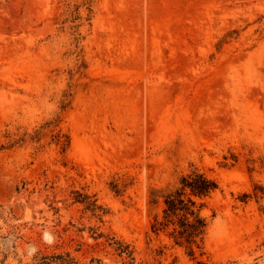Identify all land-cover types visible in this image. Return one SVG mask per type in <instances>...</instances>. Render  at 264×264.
<instances>
[{"label":"rangeland","instance_id":"obj_1","mask_svg":"<svg viewBox=\"0 0 264 264\" xmlns=\"http://www.w3.org/2000/svg\"><path fill=\"white\" fill-rule=\"evenodd\" d=\"M193 168L219 189L190 255L151 192ZM92 233L135 264H264V0H0V264H125Z\"/></svg>","mask_w":264,"mask_h":264},{"label":"trees","instance_id":"obj_2","mask_svg":"<svg viewBox=\"0 0 264 264\" xmlns=\"http://www.w3.org/2000/svg\"><path fill=\"white\" fill-rule=\"evenodd\" d=\"M57 137L60 138L61 136L57 134ZM58 140L60 142V139ZM63 145V147L68 146V141ZM218 189L219 185L215 179L209 177L200 169L193 168L189 173L181 176L175 187L164 191V193L157 190L152 191L151 202L153 204L157 203L159 196L163 198L164 202L162 216L156 215L153 219L152 231L156 234L166 232L177 245L188 248L190 255H194L197 250L203 251L209 220L203 215L202 211L205 207V201ZM256 197H258L257 193ZM87 198L89 196H83V199L79 201L86 204L87 210L92 211L94 214L102 210V207L97 205L96 200L87 201ZM98 215L102 216V214ZM92 237L95 240L105 238V244L120 257L126 259L125 264H135L134 252L128 244L103 233H92ZM81 246L82 244H78L79 248ZM99 262V259L93 258L91 260V264ZM36 264H79V261L67 252L62 255L40 258Z\"/></svg>","mask_w":264,"mask_h":264}]
</instances>
